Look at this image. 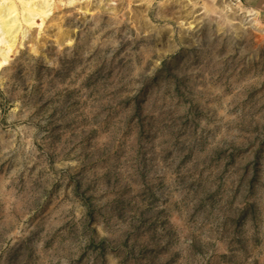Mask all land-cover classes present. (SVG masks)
I'll list each match as a JSON object with an SVG mask.
<instances>
[{
	"label": "rangeland",
	"instance_id": "1",
	"mask_svg": "<svg viewBox=\"0 0 264 264\" xmlns=\"http://www.w3.org/2000/svg\"><path fill=\"white\" fill-rule=\"evenodd\" d=\"M24 1L42 19L0 41V264H264V13Z\"/></svg>",
	"mask_w": 264,
	"mask_h": 264
},
{
	"label": "bare ground",
	"instance_id": "2",
	"mask_svg": "<svg viewBox=\"0 0 264 264\" xmlns=\"http://www.w3.org/2000/svg\"><path fill=\"white\" fill-rule=\"evenodd\" d=\"M212 1L219 3V0ZM29 4V1L25 2L24 0H0V37L1 35L4 36L3 40L0 38V41L5 40V42H9L7 50L11 49V47H13L16 43L18 27H20V25H18L19 22H26L27 24H32L34 23V19L36 17L42 19L41 13H37L35 6L30 7ZM221 5L225 7V10L228 15L231 12V8H229V6L231 5H229L226 0H224ZM168 10V8L163 10V14H165ZM228 19L229 21L232 20L230 19V15L228 16ZM1 51L2 48L0 47V53ZM3 55L6 59V54Z\"/></svg>",
	"mask_w": 264,
	"mask_h": 264
},
{
	"label": "crops",
	"instance_id": "3",
	"mask_svg": "<svg viewBox=\"0 0 264 264\" xmlns=\"http://www.w3.org/2000/svg\"><path fill=\"white\" fill-rule=\"evenodd\" d=\"M239 3H241L245 8L254 10L258 13H264V0H239ZM229 8H231V10H236L233 6H229Z\"/></svg>",
	"mask_w": 264,
	"mask_h": 264
},
{
	"label": "built area",
	"instance_id": "4",
	"mask_svg": "<svg viewBox=\"0 0 264 264\" xmlns=\"http://www.w3.org/2000/svg\"><path fill=\"white\" fill-rule=\"evenodd\" d=\"M238 2H239V0H238Z\"/></svg>",
	"mask_w": 264,
	"mask_h": 264
}]
</instances>
